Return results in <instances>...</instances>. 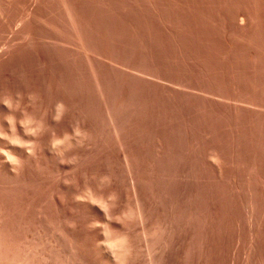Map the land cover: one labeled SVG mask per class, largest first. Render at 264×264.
<instances>
[{
  "label": "rangeland",
  "instance_id": "374dc122",
  "mask_svg": "<svg viewBox=\"0 0 264 264\" xmlns=\"http://www.w3.org/2000/svg\"><path fill=\"white\" fill-rule=\"evenodd\" d=\"M57 67L100 69L102 157L126 96L138 162L180 164L197 229L182 264H264V0H0V96ZM73 75L92 107L95 78ZM35 184L0 192L2 208L43 197Z\"/></svg>",
  "mask_w": 264,
  "mask_h": 264
},
{
  "label": "bare ground",
  "instance_id": "6f19581e",
  "mask_svg": "<svg viewBox=\"0 0 264 264\" xmlns=\"http://www.w3.org/2000/svg\"><path fill=\"white\" fill-rule=\"evenodd\" d=\"M86 68L75 74L95 78L92 107L68 68H43L41 84L20 81L0 96V192L45 185L43 197L8 198L7 209L0 199V264H182L197 234L182 168L177 160L169 166L163 152L155 166L138 162L133 132L124 133L128 114L117 110L126 96L105 118L113 139L104 136L119 150L102 157L101 72Z\"/></svg>",
  "mask_w": 264,
  "mask_h": 264
}]
</instances>
